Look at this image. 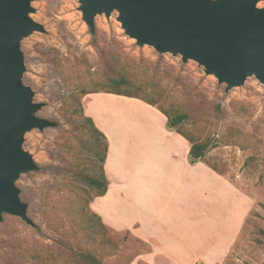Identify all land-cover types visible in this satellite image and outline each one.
Returning <instances> with one entry per match:
<instances>
[{"label":"rangeland","instance_id":"obj_1","mask_svg":"<svg viewBox=\"0 0 264 264\" xmlns=\"http://www.w3.org/2000/svg\"><path fill=\"white\" fill-rule=\"evenodd\" d=\"M29 4V17L43 30L29 32L19 42L21 80L32 90L33 102L42 104L34 115L54 125L22 135L21 148L36 168L21 173L15 185L31 223L2 215L0 264H87L80 258L88 253L99 264H145L138 262L141 257L131 261L150 245L128 231L110 229L91 237L81 226L88 192L82 191L85 185L78 174L87 156V149L81 147L86 137L74 127L69 96L91 88L92 79L120 75L130 80L127 91L154 101L171 115L184 114L182 131H202L201 138H209L204 161L225 175L239 196L234 197L233 221L225 217L231 197L227 207L220 204L223 218H207L203 203L201 234L207 243L203 241L202 251L190 254L199 262L185 264H207L203 256L208 255L209 244L228 242L232 226L236 235L242 212L240 229L220 264H264V244L258 241L264 228V84L250 75L227 90L198 62L184 61L179 53H160L152 45H137L125 34L116 10L96 14L91 31L79 0H30ZM256 7L264 10V0H258ZM214 195L209 190L205 198ZM117 214L130 219L145 215V210L127 205Z\"/></svg>","mask_w":264,"mask_h":264},{"label":"water","instance_id":"obj_2","mask_svg":"<svg viewBox=\"0 0 264 264\" xmlns=\"http://www.w3.org/2000/svg\"><path fill=\"white\" fill-rule=\"evenodd\" d=\"M258 0H79L90 30L94 16L112 10L125 34L137 45L160 53H179L213 73L230 89L254 75L264 84V10ZM30 0H0V220L10 214L31 223L27 204L15 185L20 174L34 170L21 148L22 135L54 123L36 117L41 103L22 83L21 38L43 27L29 17Z\"/></svg>","mask_w":264,"mask_h":264},{"label":"crops","instance_id":"obj_3","mask_svg":"<svg viewBox=\"0 0 264 264\" xmlns=\"http://www.w3.org/2000/svg\"><path fill=\"white\" fill-rule=\"evenodd\" d=\"M83 110L108 142L104 161L107 189L93 198L90 209L110 229L128 231L150 245L131 263L139 257L138 262L145 264L199 262L190 254L202 251L203 241L207 243L201 234L203 203L207 218H223L220 204L227 207V197H231L230 213L225 217L233 221L234 197L239 199L233 183L205 161L190 164L189 142L168 130L166 117L139 98L92 92L85 95ZM209 190L215 194L211 200L205 198ZM127 205L141 207L145 215L119 216L117 212ZM242 216L243 212L236 235ZM231 232L228 242L209 244L208 255L203 256L207 264L224 260L236 237L233 226Z\"/></svg>","mask_w":264,"mask_h":264},{"label":"trees","instance_id":"obj_4","mask_svg":"<svg viewBox=\"0 0 264 264\" xmlns=\"http://www.w3.org/2000/svg\"><path fill=\"white\" fill-rule=\"evenodd\" d=\"M84 86L85 82L82 81ZM92 85L89 89H80L77 94H71L69 96V113L72 117L74 127L86 139L82 140L81 147L86 150V159L84 162V169L78 174V179L85 185L82 189L83 192H88V197L83 202V208H85L86 216L82 228L85 229L91 237L96 234L105 233L109 231L110 228L107 227L95 212L90 209V202L93 198L101 196L106 192L107 189V179L104 173V161L106 158L108 142L105 135L95 126L93 120L85 115L80 99L92 92H107L125 96H132L139 98L146 103L156 107L167 119L166 128L172 130L183 136L190 144V149L188 152V162L190 164H195L199 161H204V156L209 149L211 142L208 137H202V131L199 134L193 132L185 133L180 127L186 122V116L184 114H170L162 107H159L154 101L133 94L126 90V87L130 86V80L125 75H120L118 77L107 78L106 80L92 79L89 81ZM209 167L217 171V169L207 163ZM88 189V190H87ZM76 222V221H75ZM77 223V222H76ZM259 234L262 236L261 241L264 244V228L259 230ZM85 259L87 264H99V261L91 253L86 256H82L80 261Z\"/></svg>","mask_w":264,"mask_h":264}]
</instances>
